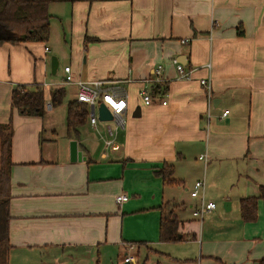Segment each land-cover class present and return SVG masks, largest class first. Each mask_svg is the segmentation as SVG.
I'll return each mask as SVG.
<instances>
[{
  "label": "crops",
  "instance_id": "0c3cea01",
  "mask_svg": "<svg viewBox=\"0 0 264 264\" xmlns=\"http://www.w3.org/2000/svg\"><path fill=\"white\" fill-rule=\"evenodd\" d=\"M48 13L47 43L0 44V125L11 120L13 128L9 264L12 258L22 264H77L93 255L98 259L106 250L123 255L124 264H137L140 247L153 252L163 243L159 226L166 203L179 222L182 241L198 242L201 236L193 227L199 220L192 212L201 199L216 205L203 220L216 211L205 184L213 171L211 187L224 178L244 180V195L236 203L225 197L223 203L230 206L221 210L230 212L239 208L241 199L260 196L264 0L52 3ZM48 53L58 65L68 63L63 79L64 68L70 67L76 80L105 81V88L125 96L124 128L110 137V127L100 126L106 122H87L74 138L67 136L66 125L61 135L53 124L44 140L49 117H25L12 110L11 93L17 86H38L44 95L47 91L46 113L53 111L48 105L57 89H64V97L70 93L65 110L75 100V86L47 83ZM174 62L191 71L189 79H178ZM158 66L163 69L161 81L154 75ZM207 78L210 99L200 84ZM143 91L151 95L152 104L144 105ZM136 109L139 117H133ZM224 111L228 115L222 118ZM71 141L77 143L80 160H70ZM197 164L196 181H204L205 187L191 198L185 169ZM166 166L173 168L167 180L158 174ZM120 195L128 200L117 204ZM262 214L259 210L258 220ZM261 225L263 232L253 238L243 258L209 254L208 264H260L264 220Z\"/></svg>",
  "mask_w": 264,
  "mask_h": 264
},
{
  "label": "trees",
  "instance_id": "16d2710c",
  "mask_svg": "<svg viewBox=\"0 0 264 264\" xmlns=\"http://www.w3.org/2000/svg\"><path fill=\"white\" fill-rule=\"evenodd\" d=\"M124 0H0V44L47 43L50 37L48 6L52 3L104 2ZM64 89H57L50 95V106H60L64 99ZM10 106L19 115L42 117L45 109V95L36 86L29 89L17 86L11 93ZM88 122V109L85 104L75 100L66 107V132L68 137L78 138L79 129ZM13 128L11 120L0 125V264H9V221H10V159ZM164 179L173 174L172 166H166L158 172ZM173 183L174 180H168ZM264 207V187H260L259 197H247L239 201L240 217L245 223L256 221L258 202ZM169 204L164 205L159 226V240L174 243L184 240L179 237V222L168 212ZM264 264V258L260 261Z\"/></svg>",
  "mask_w": 264,
  "mask_h": 264
},
{
  "label": "rangeland",
  "instance_id": "374dc122",
  "mask_svg": "<svg viewBox=\"0 0 264 264\" xmlns=\"http://www.w3.org/2000/svg\"><path fill=\"white\" fill-rule=\"evenodd\" d=\"M56 36V35H55ZM49 41V40H48ZM56 44L57 41L53 40ZM58 44V43H57ZM59 48V45H58ZM59 50H61L59 48ZM67 51V49H62ZM65 57L67 53H63ZM48 64H51V59L54 57V54H47ZM63 58H61L62 61ZM65 59V58H64ZM65 60H63L57 69V73L52 75L51 68L47 70L46 81L47 83L52 82L51 84H62L63 83V67ZM62 77V78H61ZM69 89L68 85H65ZM48 92L45 91V97H47ZM70 93L67 92V95L64 97L63 104L56 106L53 111L46 113L44 109V115L47 119L49 117V122L44 123V135L43 139L47 140L50 133V126L55 125V128L58 134L64 133L65 131V122L64 116L66 113L65 107L63 106L66 100H69ZM50 115V116H49ZM101 127L109 126L113 133L118 132V127L116 126L114 120L101 123ZM194 156V155H191ZM197 157V155H195ZM192 158V157H191ZM200 165V163H199ZM190 166L185 169L187 176V185L193 187L196 179L199 175V166ZM196 172V173H195ZM214 171L209 173L208 180H205L206 185V195L215 201L217 204V209L214 213L207 215L204 220L194 224L193 230H197L198 242L194 241H179L174 243H159L158 246L153 250V252H147L144 247H140L138 253V263L137 264H190V262H195L201 258V264H208V259L205 256L209 254H218L226 260H238L243 258L244 253L249 250L253 238L258 236L262 231V220H264V207L263 204H260L259 210L261 211L262 216L258 220L259 210H257L256 221L245 223L239 213V208H235L230 212H225L221 206L224 205V198L227 197L230 200H233L235 203L241 198L244 193V180L240 179L237 183L233 178L220 179L219 181L215 180V186L211 187V180L214 179ZM195 176V179L191 177ZM222 178L224 175L219 174ZM190 177V178H189ZM216 177V176H215ZM202 179V178H201ZM188 195V193H187ZM184 199L185 196H182ZM214 203V202H213ZM172 205H170L171 207ZM187 214H190L187 212ZM116 250H106L101 253L100 258L97 259V256L93 255L91 258L84 259L82 262L77 264H124L122 261L123 255L120 256V253L117 255ZM194 263V264H195ZM11 264H22L18 259L13 261Z\"/></svg>",
  "mask_w": 264,
  "mask_h": 264
},
{
  "label": "built area",
  "instance_id": "2783aa9c",
  "mask_svg": "<svg viewBox=\"0 0 264 264\" xmlns=\"http://www.w3.org/2000/svg\"><path fill=\"white\" fill-rule=\"evenodd\" d=\"M186 41H183V43ZM45 52H48V48L45 47ZM175 68L178 74V79L187 80L190 78L191 71H186L184 66L178 62H174ZM206 69L210 71V64L205 65ZM162 67L158 66L155 71V77L157 80H162ZM64 85H73L76 89L75 101L80 104H85L88 109V122L90 125H96L98 122V114L97 107L100 103H103L110 110L113 120L116 126L120 129L124 128V115L127 109L126 97L120 95L118 92H115L111 89L105 88V81L94 80V81H81L76 80L72 73L70 67L64 68ZM200 84L206 90L208 95V99L211 97V85L210 78L204 79L200 81ZM142 101L144 105L148 106L152 104L153 99L151 95L143 91L142 92ZM162 105H166V102L163 101ZM50 105H48V108ZM228 115V111H224L222 113V118ZM107 133L110 137L114 136V133L110 128H107ZM112 142H107V145H111ZM205 156H200V160H205ZM204 181H196L192 187V191L190 192L191 198H196L199 193H203L204 191ZM128 200L127 196L120 195L116 198V203L120 204L122 202H126ZM216 208L215 203L207 202L205 203L203 199H201L200 204L193 210L192 215L195 218H198L199 221L203 220L205 214L214 211ZM125 262H129L130 258H125Z\"/></svg>",
  "mask_w": 264,
  "mask_h": 264
},
{
  "label": "water",
  "instance_id": "95a60500",
  "mask_svg": "<svg viewBox=\"0 0 264 264\" xmlns=\"http://www.w3.org/2000/svg\"><path fill=\"white\" fill-rule=\"evenodd\" d=\"M57 67H58V62H57L56 58L52 57V59H51L52 73H55ZM139 112H140L139 109H136V111L133 114V117H139L140 116ZM97 114H98V121L109 122V121L113 120V116H112L110 110L103 103H100L98 105ZM69 147H70L69 148L70 160L71 161L80 160L81 153L77 152L76 141H71L69 144ZM223 206L225 207V209L227 208V210H228V206H230V205L228 202H225Z\"/></svg>",
  "mask_w": 264,
  "mask_h": 264
}]
</instances>
